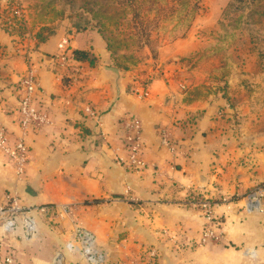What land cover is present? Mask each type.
I'll list each match as a JSON object with an SVG mask.
<instances>
[{
	"label": "crops",
	"instance_id": "0c3cea01",
	"mask_svg": "<svg viewBox=\"0 0 264 264\" xmlns=\"http://www.w3.org/2000/svg\"><path fill=\"white\" fill-rule=\"evenodd\" d=\"M47 25L42 41L19 40L0 27V128L9 144L23 138L30 151L19 174L0 150V204L11 192L27 205H70L109 251L108 264H134L151 249L156 264H264V198L247 197L264 188V118L233 122L236 111L224 96L198 91L182 62L198 43L174 40L150 58L152 67L126 69L96 28L65 18ZM64 37L73 53L85 51L94 63L61 66L57 45ZM30 64L40 81L35 104L50 120L24 132L18 81ZM144 83L149 96L140 98ZM126 117L142 129V168L117 162L128 155ZM193 194L218 201L216 244L199 245L206 220L188 204ZM37 228L32 240L20 226L13 234L0 229V264L10 253L13 264H87L65 247L69 219L38 217Z\"/></svg>",
	"mask_w": 264,
	"mask_h": 264
},
{
	"label": "rangeland",
	"instance_id": "374dc122",
	"mask_svg": "<svg viewBox=\"0 0 264 264\" xmlns=\"http://www.w3.org/2000/svg\"><path fill=\"white\" fill-rule=\"evenodd\" d=\"M17 1L26 33L44 34L47 24L76 19L96 28L113 47L114 61L130 68L152 67L159 47L193 40L199 48L182 62L198 91L224 96L236 111L233 122L264 118V0Z\"/></svg>",
	"mask_w": 264,
	"mask_h": 264
},
{
	"label": "built area",
	"instance_id": "2783aa9c",
	"mask_svg": "<svg viewBox=\"0 0 264 264\" xmlns=\"http://www.w3.org/2000/svg\"><path fill=\"white\" fill-rule=\"evenodd\" d=\"M24 12L17 0L13 2L0 0V27L19 37V40L31 36L30 33H26L24 30L26 24ZM57 49L56 57L61 66H70L74 63V54L70 48L69 37L62 38L57 45ZM18 86L20 91L19 114L22 131L38 130L48 124L50 119L47 112L35 104V97L40 89V81L33 65L30 64L27 71L20 77ZM136 93L140 98H147L149 91L146 83ZM121 125L125 131L124 143L128 155L126 159L118 158L117 162L128 169L144 167L145 163L141 155L142 129L139 121L135 117H126L122 120ZM162 137L164 142H166L168 134L162 131ZM0 150L10 158L16 171L19 174H23L30 153L25 140L19 138L16 143L11 145L8 143L4 129L0 128ZM247 197L252 203H256L261 198H264V188L262 186L254 188L247 193ZM129 199L133 200V198ZM187 201L191 207L199 210L206 220L199 238V245L206 246L218 243L221 240V234L218 232L220 221L215 210L218 201L196 194L191 195ZM224 201L226 199H223ZM38 217L69 219L72 223V230L70 239L65 243L66 249L83 257L87 264H108L109 251L97 244L93 231L86 229L74 218V208L70 205H27L23 202L20 195L11 192L6 195L3 203L0 204V229L4 233L13 234L20 226L23 231V237L27 240H32L39 234L37 228ZM59 255L60 252L55 257V261H57ZM156 258L157 251L151 249L144 258L134 261V264H156ZM13 263L14 256L10 253L3 264Z\"/></svg>",
	"mask_w": 264,
	"mask_h": 264
},
{
	"label": "trees",
	"instance_id": "16d2710c",
	"mask_svg": "<svg viewBox=\"0 0 264 264\" xmlns=\"http://www.w3.org/2000/svg\"><path fill=\"white\" fill-rule=\"evenodd\" d=\"M120 1H122V2H126V3H137V1H139V0H120ZM110 8H113L114 10H118L119 9V7H110ZM100 33V32H99ZM101 34V33H100ZM101 36H102V34H101ZM36 38H37V40L38 41H42V40H44V35L42 34V33H38L37 35H36ZM102 38H103V40H104V42H105V44H106V46H107V48H108V50L109 49H112L113 47L106 41V39L102 36ZM74 62H79V61H89L90 63H94V60L90 57V55L87 53V52H85V51H81V50H75L74 51ZM118 64V63H117ZM119 66H121V67H123V68H126V69H128V68H130V67H126V66H123V65H121V64H118Z\"/></svg>",
	"mask_w": 264,
	"mask_h": 264
},
{
	"label": "water",
	"instance_id": "95a60500",
	"mask_svg": "<svg viewBox=\"0 0 264 264\" xmlns=\"http://www.w3.org/2000/svg\"><path fill=\"white\" fill-rule=\"evenodd\" d=\"M109 70L113 71L116 74H119V70L116 67H108Z\"/></svg>",
	"mask_w": 264,
	"mask_h": 264
}]
</instances>
